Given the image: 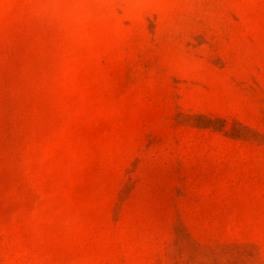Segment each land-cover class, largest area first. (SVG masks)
Listing matches in <instances>:
<instances>
[{"label": "rangeland", "instance_id": "1", "mask_svg": "<svg viewBox=\"0 0 264 264\" xmlns=\"http://www.w3.org/2000/svg\"><path fill=\"white\" fill-rule=\"evenodd\" d=\"M0 264H264V0H0Z\"/></svg>", "mask_w": 264, "mask_h": 264}]
</instances>
